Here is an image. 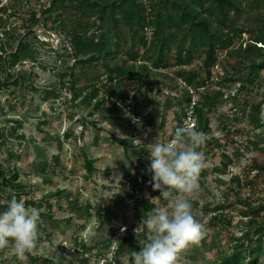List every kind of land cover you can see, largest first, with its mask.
Wrapping results in <instances>:
<instances>
[{"label": "rangeland", "instance_id": "374dc122", "mask_svg": "<svg viewBox=\"0 0 264 264\" xmlns=\"http://www.w3.org/2000/svg\"><path fill=\"white\" fill-rule=\"evenodd\" d=\"M43 4L37 0H16L11 15L1 17L0 45L6 42L4 32L16 40L23 38L14 33L16 26L26 20L30 12L39 11ZM245 11L248 10L245 8ZM255 13L250 12L249 23L254 22ZM244 16L238 18L239 25L244 23ZM62 20L55 30L51 28L56 25L50 22L44 27H32L34 62L26 60L10 69L13 78L24 73L28 79L22 86H14L11 82L9 88L0 90V166L18 173L17 182L21 188L17 198L24 200L26 207H36L40 214H47L38 221L40 236L35 248L26 253L25 260L16 258L9 247L0 250V264H28L29 256L53 264H84L82 259L87 260L85 264H101L114 257L116 243L127 232L143 235L141 243L144 245L149 233L139 224L152 211L143 218L139 204L147 199L146 195L160 197V192L152 191L147 182L151 178L146 171L150 165L149 144L156 139L168 142L182 118L183 111L176 102L183 96V91L172 68L155 72L145 79L152 89L128 82L130 102L137 106L134 112L139 113V122L131 123L136 117L133 107L127 111L124 107L115 110L108 105L106 112L89 117L93 102L90 103L87 97L74 100L71 90L76 94L85 80L92 78L96 79L94 83L103 86L104 70L100 65L95 68L92 64L81 68L74 62L66 32L75 27L76 17L73 12L65 11ZM123 35L127 38L126 31ZM243 38L246 39L247 34ZM130 41L123 46V52L129 49ZM122 58L123 53L118 60ZM202 59V55H196L188 68L204 77ZM70 68H74V89L68 76ZM227 68L228 60L221 55L213 69L214 84H207L208 89L222 88L224 98L209 115L211 132L207 139L214 141L211 146L198 149L204 154V167L199 188L190 196L193 215L205 226L207 247L201 246L202 240L198 245H189L179 253L177 264H216L221 256L231 252L235 239L243 230L245 219L240 218L237 200L264 203V173L251 171L252 162H264V152L254 150L248 143L254 139L264 140V127L253 130L242 117L239 106L230 112L233 97L237 96L236 86L223 84L217 87ZM262 94L264 85L255 88L251 94H239L238 99L257 102ZM225 124L227 133L222 130ZM16 127L17 131L14 130ZM113 138L129 140L131 145L125 150ZM259 146L263 148L264 143ZM222 154L232 160L225 173L216 171L221 168ZM85 160L93 161L92 173H87ZM142 175L147 177L144 182L138 180ZM232 176L239 178V186L231 181ZM13 194L8 189L0 197V212L5 210L6 202ZM125 194L132 195L134 207L119 204ZM46 203L51 206L48 213ZM151 203L154 207H167L170 202ZM219 204L227 206L225 214L229 221L208 226L213 215L210 210ZM107 214H114L116 219L108 223ZM110 230H115L114 235ZM80 242L86 246L83 252L75 249V243ZM101 242H110V249L102 248ZM131 256L132 253H125L117 258L120 264H133ZM256 264H264V250Z\"/></svg>", "mask_w": 264, "mask_h": 264}, {"label": "trees", "instance_id": "16d2710c", "mask_svg": "<svg viewBox=\"0 0 264 264\" xmlns=\"http://www.w3.org/2000/svg\"><path fill=\"white\" fill-rule=\"evenodd\" d=\"M12 0L8 6L0 8V21L4 15H11ZM43 2L39 11L30 12L28 18L15 28L17 36L23 35L18 40L9 36L6 42L0 45V90L12 85L22 86L26 81L24 73L16 78L10 69L17 64L31 60L34 62L36 52L33 49L31 39L32 27L39 25H52L51 29H57L62 23V15L65 11H71L76 17L75 27L66 32L69 51L72 59L81 68L92 64L104 70L105 84L94 83L95 78L86 79L76 94L71 90L74 100L87 97L93 102L89 117L106 112V106L110 105L115 110L130 107L134 112L130 92L127 91L128 82H136L138 86L152 89V85L145 81L155 72L165 69H174V78L178 82L185 83L182 88V97L177 98L178 105L185 115V110L190 103L192 94L197 95V101L193 108L196 128L206 134L211 132L209 115L223 102V89H208L206 84H214L213 69L217 66L219 57L224 55L228 60V68L224 70L222 83L231 84L237 88V96L233 97V107L230 112L240 108L242 117L252 126L253 130L264 127V94L257 102L238 99L242 93L251 94L255 88L264 85V0H37ZM245 8L248 11H245ZM10 11L7 13V11ZM255 11L254 22H248L250 12ZM57 12L56 15H53ZM244 16V23L239 25L238 18ZM152 31L148 38L144 34V28ZM126 31L127 38L123 32ZM65 32V31H64ZM247 34L244 39L243 35ZM9 36V37H8ZM130 41L129 49L123 52V46ZM133 44V46H132ZM8 47V48H7ZM8 50H7V49ZM6 49V50H5ZM123 53V58L118 57ZM196 55H202L201 72H195L188 68ZM171 56V57H170ZM73 67V66H72ZM70 68L68 74L72 89H74L75 77ZM263 73V75H261ZM67 75V74H65ZM14 79V80H13ZM203 88L202 90H200ZM190 90L192 93H190ZM238 108V107H237ZM182 118L178 126H181ZM17 127L20 124L17 122ZM134 123V122H131ZM91 125H94L91 122ZM14 130L17 131L18 128ZM227 133L228 126H222ZM66 137V135H65ZM2 137L0 136V139ZM173 138V136H172ZM258 138V137H256ZM123 149L131 145L126 139L113 138ZM214 139L206 140L202 148L211 146ZM1 142V140H0ZM254 150L264 152L263 139H254L249 142ZM57 161V158H54ZM92 160H85L84 167L87 173L94 171ZM232 164L227 155H221V168L216 171L225 173ZM251 171L264 173V162L257 164L252 162ZM43 171V170H41ZM147 179L145 175L138 178L140 182ZM18 173L14 169H4L0 166V197L6 190L14 195L20 191ZM232 182L240 185V180L232 176ZM51 195H49L50 197ZM132 195L125 194L124 200L119 204L129 207ZM240 204V218L245 219L241 235L235 239L236 244L230 249L228 255L221 256L216 264H256L261 252L264 250V203H253L248 199L237 200ZM31 205H34L31 202ZM73 206V204L70 203ZM47 213L51 206L46 203ZM38 207H41L38 204ZM134 207V206H133ZM154 205L149 199H144L139 204L143 218L151 212ZM227 206L219 204L210 211L208 226L221 225L229 221L225 214ZM47 214H40L45 217ZM116 219L114 214H107L106 221L112 223ZM39 227L42 228L41 225ZM114 235L115 230H110ZM38 233V239H39ZM143 235L127 232L115 245L114 257L105 260L101 264H120L117 256L125 253L140 251L144 245L141 243ZM37 239V240H38ZM81 252L86 246L81 242L75 243ZM201 246L206 248V237L201 241ZM101 247L110 249V242H101ZM99 254V253H98ZM29 256V255H28ZM99 257V256H98ZM28 264H53L51 261L29 256ZM40 259V260H39ZM99 262V260H97ZM130 261L133 262L132 256ZM81 263H87L82 259Z\"/></svg>", "mask_w": 264, "mask_h": 264}, {"label": "clouds", "instance_id": "9594fccd", "mask_svg": "<svg viewBox=\"0 0 264 264\" xmlns=\"http://www.w3.org/2000/svg\"><path fill=\"white\" fill-rule=\"evenodd\" d=\"M207 134L185 123L176 128L168 142L156 139L149 144L151 174L148 182L160 197L146 195L153 201H169L167 207H154L139 227L148 233L140 251L132 253L133 264H177L179 253L189 245H198L205 235V226L193 215L191 194L199 188L204 167L202 148ZM140 143L141 141L138 140ZM40 210L26 207L25 201L12 195L0 212V250L10 247L12 254L23 261L38 239Z\"/></svg>", "mask_w": 264, "mask_h": 264}, {"label": "built area", "instance_id": "2783aa9c", "mask_svg": "<svg viewBox=\"0 0 264 264\" xmlns=\"http://www.w3.org/2000/svg\"><path fill=\"white\" fill-rule=\"evenodd\" d=\"M12 0H0V8L4 7V6H8L10 3H11ZM10 11L8 10L7 13H9ZM5 16V15H4ZM144 34L149 38L152 34V31L151 29L149 28H144ZM181 87H185V83H182L181 81L179 82ZM209 84V83H208ZM206 87L207 84H206ZM203 88H201L200 90H202ZM190 93H192V91L190 90ZM196 101H197V95L196 94H192V97H191V100H190V103L189 105L187 106V109L185 110V115L182 117V123H181V126L185 123H188V124H191L193 126H196V121H195V118H194V114H193V108L196 104ZM127 111H131V108L130 107H126ZM134 119V123H137L139 122L141 119H140V116H136ZM149 164H150V160H149ZM148 179H151V178H148ZM150 180H148L147 182H149ZM134 206V202L133 200L130 201L129 203V207H133Z\"/></svg>", "mask_w": 264, "mask_h": 264}]
</instances>
